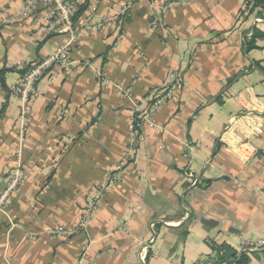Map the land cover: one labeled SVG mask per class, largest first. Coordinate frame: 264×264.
<instances>
[{
    "label": "crops",
    "instance_id": "obj_1",
    "mask_svg": "<svg viewBox=\"0 0 264 264\" xmlns=\"http://www.w3.org/2000/svg\"><path fill=\"white\" fill-rule=\"evenodd\" d=\"M77 1L73 65L39 80L25 124L12 91L22 69L71 34H46L40 10L7 23L25 0H0V264H197L214 246L264 240V25L245 16L246 0ZM169 3L152 30L154 6ZM177 79L86 230L58 234L122 162L130 99ZM18 169L26 180L11 188ZM247 254L264 264V248Z\"/></svg>",
    "mask_w": 264,
    "mask_h": 264
},
{
    "label": "built area",
    "instance_id": "obj_2",
    "mask_svg": "<svg viewBox=\"0 0 264 264\" xmlns=\"http://www.w3.org/2000/svg\"><path fill=\"white\" fill-rule=\"evenodd\" d=\"M189 1L192 0H177L176 2L183 4ZM255 2L256 0H246L244 4V13H249L250 8L255 5ZM172 5L173 3L154 6L150 23L152 30L157 31L163 28L164 16ZM77 7V0H25L23 9L20 11V13L16 17L6 21L7 23H14L19 19H28L32 14L40 10L43 13L46 34H71V38L68 39L55 54L38 64L30 65L26 72L22 74L17 85L12 89L13 93L17 94L21 98V117L23 123L25 124L27 123L25 106L32 98L39 95V91L37 89V83L39 80L45 74H51V71L53 72V68L59 67L62 69H69L73 65V62L69 57V49L74 39L77 38V36L73 33V16ZM252 18L254 19L253 24L255 27L264 25V17ZM1 26L2 23H0V27ZM20 66H23V64H20ZM52 77L55 78V75ZM116 87L120 91L124 92V89L121 86L117 85ZM182 88V79H177L167 84L164 88L152 90L149 93L147 100H145L142 104H136L134 103V100L130 99L134 105L132 111L133 116L130 125V134L127 139L125 154L122 162L118 164L116 169L111 170L108 173L105 184L98 188L94 194L85 199L83 211L80 215L78 223L73 228V230H59L58 234L73 235L80 231L86 230L88 225L91 223L98 204L106 193L107 189L112 183L122 181L124 171L127 166H132L133 164L137 163L139 157V149L137 146L146 140V135L143 131L144 128L146 126L157 128V114L168 102L174 99L176 94ZM128 96L130 95L128 94ZM159 132H161V130ZM256 132L262 133V129L257 128ZM26 177L27 176L24 171L21 169L16 170L12 174L10 187L16 188L19 184L26 180ZM4 200L5 197L2 198L1 203H3ZM262 248H264V240L254 246H245L242 252H248L252 249ZM212 258H215V255L209 259L202 260L197 264H213Z\"/></svg>",
    "mask_w": 264,
    "mask_h": 264
},
{
    "label": "trees",
    "instance_id": "obj_3",
    "mask_svg": "<svg viewBox=\"0 0 264 264\" xmlns=\"http://www.w3.org/2000/svg\"><path fill=\"white\" fill-rule=\"evenodd\" d=\"M260 0H256L255 5L250 8L249 13L245 12V16L252 18L255 16V12L259 7ZM75 16V14H74ZM28 67L22 69L21 74L26 72ZM215 258H212L213 264H248L251 261L248 252H236L229 246H214Z\"/></svg>",
    "mask_w": 264,
    "mask_h": 264
}]
</instances>
